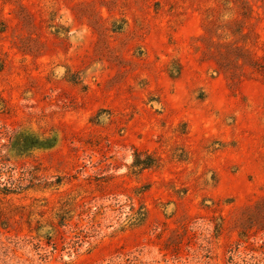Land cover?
Here are the masks:
<instances>
[{
    "label": "rangeland",
    "instance_id": "obj_1",
    "mask_svg": "<svg viewBox=\"0 0 264 264\" xmlns=\"http://www.w3.org/2000/svg\"><path fill=\"white\" fill-rule=\"evenodd\" d=\"M0 264H264V0H0Z\"/></svg>",
    "mask_w": 264,
    "mask_h": 264
},
{
    "label": "trees",
    "instance_id": "obj_2",
    "mask_svg": "<svg viewBox=\"0 0 264 264\" xmlns=\"http://www.w3.org/2000/svg\"><path fill=\"white\" fill-rule=\"evenodd\" d=\"M3 190H4V192H8V193L10 192V191H9V190H7V189H3Z\"/></svg>",
    "mask_w": 264,
    "mask_h": 264
}]
</instances>
